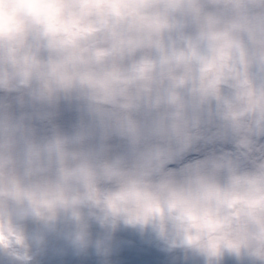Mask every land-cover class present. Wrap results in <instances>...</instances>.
<instances>
[{
  "label": "clouds",
  "instance_id": "clouds-1",
  "mask_svg": "<svg viewBox=\"0 0 264 264\" xmlns=\"http://www.w3.org/2000/svg\"><path fill=\"white\" fill-rule=\"evenodd\" d=\"M0 264H264V0H0Z\"/></svg>",
  "mask_w": 264,
  "mask_h": 264
}]
</instances>
